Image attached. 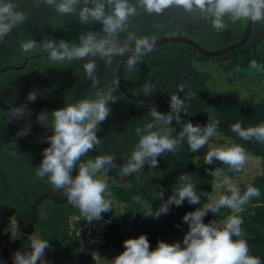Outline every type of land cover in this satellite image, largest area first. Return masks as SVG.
Here are the masks:
<instances>
[{
  "label": "trees",
  "instance_id": "16d2710c",
  "mask_svg": "<svg viewBox=\"0 0 264 264\" xmlns=\"http://www.w3.org/2000/svg\"><path fill=\"white\" fill-rule=\"evenodd\" d=\"M13 2L19 5L18 10L24 9L28 14V21L13 29V33L0 44V69L9 65L20 66L29 56L35 57L20 70L9 69L0 74V97L10 106L19 107L25 103L29 92L35 90L40 93L35 102H28L27 117L37 123L38 114L45 109L51 112L68 103L94 96L96 89L91 88V81L84 79L82 65L86 61L53 63L47 59V54L39 50L21 54L19 42L32 38L37 42L45 38L57 42L78 41L80 32L100 31L102 25H81L74 16L57 19L51 8L44 5L36 7L34 0ZM23 4H27L28 9L21 7ZM142 17L144 20H141ZM166 21L175 22L178 30L184 32L183 36L195 39L207 49L222 48L239 41L247 25V22L229 25L227 31L217 34L203 22L190 29L189 23L180 14L171 13L163 18L141 15L133 20L132 28L140 36L157 38L162 36V32L155 28V24ZM127 54L115 58L110 67L97 61L100 63L97 69L100 87L112 84L114 95L119 98L115 103L110 102L111 115L102 122L101 131L97 133L102 139L98 149L103 154L113 156L131 153L138 141L135 129L151 120L149 108L155 105L158 111L167 113L157 102L131 99L120 91L117 69ZM141 59L142 63L137 64L134 70L127 66L124 72V82L130 92L144 95L142 86L149 82L156 89L151 95L161 96L168 102L171 95L184 99L187 115L181 113L183 122L204 126L210 115L220 124L216 135L200 152L190 153L185 140L176 151L158 158L157 168L151 169L146 165L138 174L129 177L126 183H122L121 178L123 165L113 168L106 175L99 174L109 185L114 207L98 220L104 240L100 247L119 255L125 250L123 241L126 237L138 238L146 234L150 248L155 250L158 241L169 243L183 230H189L188 224L182 220L183 216L202 205H190L185 201L179 207L172 205L168 214L152 218L141 213L144 209L133 198L139 196L142 202L152 205L154 209L159 207L163 200L173 194L172 191L178 186L177 177L182 173L193 175L198 192L205 191L212 196H217L218 191L228 194L225 188L214 187L212 177L205 169L223 168L229 179L234 180L246 174V166L242 172H230L219 161L212 165L204 164L203 156L213 147L239 144L256 158L258 170L251 178L242 180L238 187L243 192L252 184L259 188L260 196L253 198L238 215L244 221L242 228L247 233L244 238L248 241L250 254L264 262V144L246 142L230 130V125L236 122L245 128L264 123V94L257 97L239 96V83H236L240 76L241 83L243 79L264 78V73L249 67L252 60L264 64V25L253 24L245 45L219 57H205L192 45L171 42L154 46L153 51ZM180 85L185 86L183 92L179 91ZM10 119V115L0 108V237L7 229L10 217H19L31 210L36 196L51 187L46 178L39 179L35 175V167L43 159V150L49 147L47 137L50 135L30 132L27 136L17 137V132L24 126L16 119L9 122ZM88 159H94L91 152L81 158L84 162ZM161 189L164 191L163 200L157 195ZM206 202L207 197H202L201 204ZM231 214L227 208L221 209L217 216L209 212L204 222L216 219L217 223H221ZM109 220L111 222L106 223ZM85 221L79 210L67 201L44 199L37 205L34 233L29 234L20 228L13 252L30 250L27 247L30 245L29 237L36 234L40 239L49 240L50 248L45 251L44 259L52 264H96L92 254L81 247L75 236L74 228ZM8 255L6 249L0 248V259Z\"/></svg>",
  "mask_w": 264,
  "mask_h": 264
},
{
  "label": "clouds",
  "instance_id": "9594fccd",
  "mask_svg": "<svg viewBox=\"0 0 264 264\" xmlns=\"http://www.w3.org/2000/svg\"><path fill=\"white\" fill-rule=\"evenodd\" d=\"M34 4L36 7L44 5L51 8L57 19L74 16L81 25H102L100 31L80 32L78 41L57 42L45 38L37 42L32 38L19 42L21 54L39 50L47 54V59L53 63L86 61L82 65L84 79L91 81V88L96 89L94 96L68 103L51 112L45 109L37 116V123L52 129L54 134L47 137L49 147L43 150V159L35 167V175L39 179L46 178L53 191L61 193L88 222L101 220L102 214L114 208L109 185L99 174L106 175L117 167L116 157L108 154H99L86 162L81 160L101 144L102 139L97 135L101 131L100 125L111 115L110 102L115 103L119 99L114 95L112 84L100 87L97 69L101 62L110 67L115 58L130 53L127 64L134 70L137 64L142 63L141 58L153 51L156 42L155 36L138 35L132 28L133 20L141 15L163 18L171 13H179L187 23L198 25L203 22L217 34L224 33L229 25L237 23L264 25V0H34ZM18 9L19 5L13 0H0V44L13 33V29L28 21V14ZM165 27L167 25L163 23L155 24L157 30ZM249 67L264 73V64L256 60H252ZM184 87L180 85L179 91L183 92ZM155 90L149 82L142 86L145 96H150ZM38 95L40 93L37 91H31L24 104L12 107L9 122L27 116L28 102H35ZM169 103L171 111L168 113L158 111L155 105L149 108L151 120L135 129L138 141L121 166L123 175L138 173L146 165L151 169L157 168V158L176 151L185 140L188 151L198 153L216 135L220 124L218 119L209 115L204 126L183 122L181 113L187 115L184 99L171 95ZM174 119L181 125L175 137L172 126ZM230 130L246 142L264 144V123L245 128L236 122L230 125ZM30 132L31 125H25L16 135L23 137ZM254 159L239 144L213 147L203 156L204 164L212 165L219 161L230 172L244 171L245 166ZM205 170L212 177L214 187L225 188L228 194L212 196L205 191L198 192L193 175L182 173L176 180L178 186L167 200H163V189L157 193L158 198L163 200L159 207L154 209L152 205L142 202L139 196L133 198L144 209L141 213L152 218L168 214L172 205L179 207L185 201L190 205H202L183 216L182 220L188 224L189 230L182 244L179 241L169 244L160 240L156 249L152 250L147 235L141 234L138 238L124 240L125 250L112 260H107L108 264H264L259 257L250 254L248 241L244 238L247 233L242 228L244 221L238 215L253 198L260 196L259 188L249 184L241 192L229 179L225 169L216 167ZM202 197H207L206 203L201 204ZM223 208L231 210L233 214L221 223H217L216 219L204 222L209 212L217 216ZM29 240L27 247L30 250L14 252L13 264H48L44 256L50 248L49 240L40 239L36 234L30 236ZM92 258L98 261L101 256L93 252Z\"/></svg>",
  "mask_w": 264,
  "mask_h": 264
},
{
  "label": "water",
  "instance_id": "95a60500",
  "mask_svg": "<svg viewBox=\"0 0 264 264\" xmlns=\"http://www.w3.org/2000/svg\"><path fill=\"white\" fill-rule=\"evenodd\" d=\"M252 28H253V23L247 22L244 34H243L242 38L239 41L233 42V43L228 44L225 47H222V48H219V49H207V48H204L195 39H193L191 37L183 36V35H167V36L157 37L154 46L160 45V44L171 43V42L184 43V44L192 45L194 48L197 49V51L199 53H201L205 57H219V56H222V55L226 54L227 52H230V51H232V50H234L236 48H239V47H242L243 45H245V43L248 41V39H249V37L251 35ZM129 55H130V53H128L122 59V61L119 63L118 69H117V83H118V87H119L120 91L124 95H126L128 98H131V99H135V100H139V101H154V102H157V103L161 104L165 108L167 113L170 112L171 111L170 103L165 98H163L161 96H156V95H150V96L138 95V94H134V93L130 92L127 89V87L125 85V82H124V72H125V70H126V68L128 66L127 60H128V56ZM34 57H35V55L29 56L24 61V63L22 65H20V66H12V65L6 66V67L0 69V74L5 72L6 70H9V69H13V70L22 69V68L25 67L27 62L30 59L34 58ZM0 108L2 110H4L7 114H9V111L11 110L12 106H10L7 102H5L0 97ZM16 120H18L23 126L31 125V132H33V133H35L37 135H53L54 134L52 129H48V128H45V127L41 126L40 124H38V123L34 122L33 120H31L30 118H28L27 116L18 117ZM173 128L175 129V131L173 132V135L175 137V136L178 135V133L180 131V124H178L175 121V119L173 120ZM91 153H92L94 159H95V156H97L99 154L105 155L98 149V147L97 148L94 147V149L91 151ZM126 156L127 155L115 156L116 157L117 166L123 165L126 162ZM161 156H159L158 158H160Z\"/></svg>",
  "mask_w": 264,
  "mask_h": 264
},
{
  "label": "rangeland",
  "instance_id": "374dc122",
  "mask_svg": "<svg viewBox=\"0 0 264 264\" xmlns=\"http://www.w3.org/2000/svg\"><path fill=\"white\" fill-rule=\"evenodd\" d=\"M21 7L27 8L28 6L27 4H23L21 5ZM21 10V9H20ZM22 11H24V9H22ZM175 14V13H172ZM179 14V13H177ZM141 20H144L143 17L141 18ZM163 24L167 25V27H165L163 30H161L162 32V36H167V35H183L184 32L178 30L177 28V24L175 22H164ZM212 49H219V48H212ZM200 67V65H198ZM242 76L238 77L237 80L239 82V96H252V97H257L259 95L264 94V78L263 77H255V78H249L244 80L243 79V83H241ZM242 84V85H241ZM237 85H235L236 87ZM258 170V162L256 160H251L247 165H246V174L238 179H234L232 180V182L239 186L242 182V180L249 179L251 178L255 173H257ZM138 173H134L131 176H135ZM131 176H125L123 175V173H121V178H122V183H126L127 179ZM100 178L104 179L103 175H100ZM221 195V193L218 191L217 196ZM188 230H183L182 233L176 237L173 238L169 241V244L175 243L177 241L181 242L183 241L184 235L187 233ZM126 232V231H125ZM129 239V237H128ZM100 247V246H99ZM23 250V249H22ZM21 251V250H20ZM100 254L103 257V263L102 264H108L107 260H112L114 257H116L117 255L113 252V251H109L106 249H102L101 247L99 248ZM22 252V251H21ZM51 264V263H48Z\"/></svg>",
  "mask_w": 264,
  "mask_h": 264
},
{
  "label": "built area",
  "instance_id": "2783aa9c",
  "mask_svg": "<svg viewBox=\"0 0 264 264\" xmlns=\"http://www.w3.org/2000/svg\"><path fill=\"white\" fill-rule=\"evenodd\" d=\"M75 229V236L79 240L82 248L86 249L89 253L97 252L100 254L99 246L104 242L102 238L101 224L94 220L92 222L85 221L79 227ZM19 227L16 217H10L8 219V227L4 231L3 236L0 237V248L6 249L9 252L8 256H4L0 259V264H11L13 260V246L17 237ZM128 239V237H126ZM110 251V250H109ZM103 257L96 261V264L103 263ZM48 263H51L48 261ZM52 264V263H51Z\"/></svg>",
  "mask_w": 264,
  "mask_h": 264
},
{
  "label": "flooded vegetation",
  "instance_id": "af4514ba",
  "mask_svg": "<svg viewBox=\"0 0 264 264\" xmlns=\"http://www.w3.org/2000/svg\"><path fill=\"white\" fill-rule=\"evenodd\" d=\"M188 25L190 29H193L194 25ZM44 199H53L60 202L67 201L61 193L53 191L52 187H50L43 193H40L36 196L31 210L23 212L19 217H16L19 229L21 228L29 234L34 233L33 225L35 222V217L37 216V205H39Z\"/></svg>",
  "mask_w": 264,
  "mask_h": 264
}]
</instances>
